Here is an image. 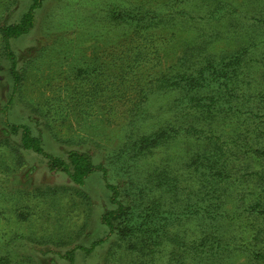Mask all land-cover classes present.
<instances>
[{
	"label": "rangeland",
	"instance_id": "1",
	"mask_svg": "<svg viewBox=\"0 0 264 264\" xmlns=\"http://www.w3.org/2000/svg\"><path fill=\"white\" fill-rule=\"evenodd\" d=\"M229 1L241 9L238 16L247 19L257 3L264 6V0ZM172 2L46 0L36 12L34 29L10 42L22 82L9 107V121L30 126L44 150L53 156L66 158L71 150L88 153L96 164L108 168L109 180L120 187L126 207L135 204L132 192L136 187H127L126 174L116 171L112 158L124 140L126 119L134 114L139 101L148 96L154 116L151 126L158 121L157 116L167 108L169 95L156 96L144 92L142 86L155 72L181 65L184 53L190 52L194 44L198 24L204 22L199 21L198 13L203 11L210 16L213 10V0L187 5V15H179L186 22L179 24L177 37L168 44L158 41L150 45L137 31V23L142 25L145 18L143 4L155 13L167 11ZM31 3L32 0H0V27L17 22ZM202 7V11L197 10ZM185 8L184 4L176 5L175 11ZM113 15L119 17L116 25L109 24ZM242 23L245 24L244 19ZM241 35L264 41V26L253 29L252 34L244 28ZM235 38L238 36H230L231 40L224 44L209 33L206 40L214 41L215 46L209 50L207 45L203 46L202 58H214L223 49L232 50ZM218 44L221 46L217 47ZM129 64L136 75L128 70L132 69ZM9 68L0 36V264H139L136 257L145 256L140 244L127 239L130 223L115 220L114 233L102 223V216L113 208L102 173H95L84 185H76L67 174L52 171L44 156L23 150L20 135L8 132L2 109L9 105L12 95ZM142 70H147L146 79L138 73ZM257 74L253 69L247 80L253 82ZM177 95L175 92L170 97ZM260 120L257 116L248 122L254 128ZM138 172L132 174L134 182L141 181L142 174ZM241 188L244 189L243 180ZM239 190L240 185L238 189L233 187L231 200L240 199ZM243 218L244 224L252 220L248 215ZM256 223L251 232L264 235V220L256 219ZM190 228L191 224L180 226L172 236L183 238ZM221 228L224 243H245L241 230L233 224L224 222ZM98 240L104 242L89 254L83 250L90 249ZM133 244L137 249L132 248ZM259 248L260 245L252 246L248 256L231 257L226 263L247 264V257H252V264H264V250ZM169 251L170 244L163 243V251L154 264H172ZM70 252L72 262L66 258Z\"/></svg>",
	"mask_w": 264,
	"mask_h": 264
},
{
	"label": "trees",
	"instance_id": "2",
	"mask_svg": "<svg viewBox=\"0 0 264 264\" xmlns=\"http://www.w3.org/2000/svg\"><path fill=\"white\" fill-rule=\"evenodd\" d=\"M45 1L32 0L17 22L0 27L13 81L9 105L3 107L2 113L7 119L8 132L20 135L21 148L44 156L52 171L67 174L76 185H84L89 177L102 173L113 205L102 216V223L113 233L115 220L124 219L130 223L127 239L140 244L145 256L136 257L139 264H154L163 251V243L164 246L170 244L168 258L172 264H230L226 262L231 257L248 256L252 246L260 245L259 249L264 250V235L251 232L256 228V219L264 220V41L241 35L244 28L252 34L253 29L264 26V6L257 3L251 15H247L248 19L238 16L241 9L229 0H213L210 16L202 13L204 7L197 9L202 11L198 13L199 21L204 22L198 24L194 44L190 52L184 53L181 65H170L155 72L142 86L144 92L169 97L167 108L157 116L158 121L153 126L148 96L139 101L134 114L126 119L124 140L112 156L116 171L128 178L127 187H136L132 192L135 204L132 202L126 207L121 200L120 187L109 180L108 168L96 164L88 153L71 150L66 158L53 156L44 150L30 126L14 124L8 119L9 107L22 82L10 42L34 29L36 12ZM196 1L171 0L167 11L155 13L143 4L145 18L142 25L137 23L141 38L150 45L158 41L170 43L177 37L179 24L185 25L183 16L187 15V5L192 6ZM182 4L186 8L175 11L176 5ZM118 18L113 15L109 24L116 25ZM209 33L224 44L231 40L230 36L238 38L232 50H222L221 58L219 55L214 57L217 59L202 58L203 46L207 45L208 50L215 46L214 41L206 40ZM131 68L128 70L134 74ZM253 69L258 74L250 82L247 79ZM138 73L146 79L147 70ZM139 92H143V88ZM175 92H178L177 97L171 98ZM257 116L261 120L251 128L253 123L248 121ZM141 167L144 170L138 172ZM242 171L244 175L239 174ZM137 172L142 174L141 181L134 182L132 174ZM242 180L244 189L241 188ZM238 185L240 199L235 202L230 197L233 187L238 189ZM127 194L132 200L131 194ZM243 215L252 220L244 224ZM224 222L241 230L240 237L245 243H224L221 234ZM188 224L191 228L187 236H172L180 226ZM103 242L98 240L90 249L83 250L89 254ZM132 248L137 249V245L133 244ZM71 255L72 252L66 258L72 262ZM247 260V264H252V257Z\"/></svg>",
	"mask_w": 264,
	"mask_h": 264
}]
</instances>
